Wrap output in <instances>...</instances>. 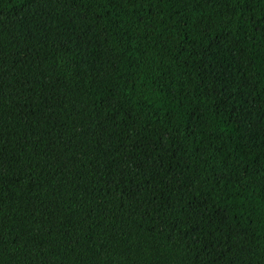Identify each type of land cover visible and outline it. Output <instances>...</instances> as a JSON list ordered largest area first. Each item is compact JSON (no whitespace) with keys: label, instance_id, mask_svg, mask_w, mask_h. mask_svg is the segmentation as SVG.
I'll list each match as a JSON object with an SVG mask.
<instances>
[{"label":"trees","instance_id":"trees-1","mask_svg":"<svg viewBox=\"0 0 264 264\" xmlns=\"http://www.w3.org/2000/svg\"><path fill=\"white\" fill-rule=\"evenodd\" d=\"M0 264H264V0H0Z\"/></svg>","mask_w":264,"mask_h":264}]
</instances>
